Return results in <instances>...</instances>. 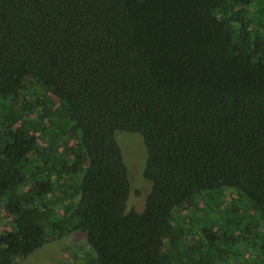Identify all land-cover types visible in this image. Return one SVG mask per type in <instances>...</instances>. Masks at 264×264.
<instances>
[{
	"label": "trees",
	"instance_id": "obj_1",
	"mask_svg": "<svg viewBox=\"0 0 264 264\" xmlns=\"http://www.w3.org/2000/svg\"><path fill=\"white\" fill-rule=\"evenodd\" d=\"M77 232L61 264H264V0H0V264Z\"/></svg>",
	"mask_w": 264,
	"mask_h": 264
},
{
	"label": "rangeland",
	"instance_id": "obj_2",
	"mask_svg": "<svg viewBox=\"0 0 264 264\" xmlns=\"http://www.w3.org/2000/svg\"><path fill=\"white\" fill-rule=\"evenodd\" d=\"M135 135V136H134ZM118 133L117 140L122 143L125 162L129 169L132 195L128 202L129 210L141 211L145 207V202L151 194V183L144 179L143 169L146 160V150L143 145L142 137L137 134ZM121 145V144H120ZM194 220L208 224V215H195ZM202 223V225H204ZM88 251L89 246L85 233H73L63 239L52 241L44 245L25 260L18 261L17 264H61L67 258L71 250Z\"/></svg>",
	"mask_w": 264,
	"mask_h": 264
}]
</instances>
